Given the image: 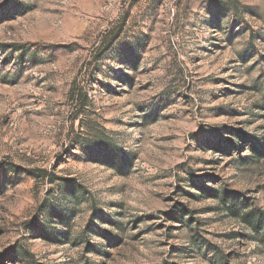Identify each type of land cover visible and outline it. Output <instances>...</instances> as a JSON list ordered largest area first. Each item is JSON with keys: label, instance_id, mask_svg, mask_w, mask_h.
Listing matches in <instances>:
<instances>
[{"label": "rangeland", "instance_id": "1", "mask_svg": "<svg viewBox=\"0 0 264 264\" xmlns=\"http://www.w3.org/2000/svg\"><path fill=\"white\" fill-rule=\"evenodd\" d=\"M0 264H264V0H0Z\"/></svg>", "mask_w": 264, "mask_h": 264}]
</instances>
